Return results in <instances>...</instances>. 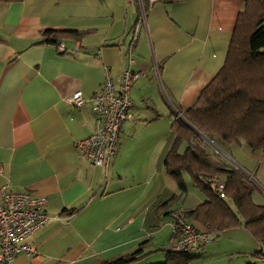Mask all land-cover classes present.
I'll return each instance as SVG.
<instances>
[{
	"label": "crops",
	"instance_id": "1",
	"mask_svg": "<svg viewBox=\"0 0 264 264\" xmlns=\"http://www.w3.org/2000/svg\"><path fill=\"white\" fill-rule=\"evenodd\" d=\"M243 6V0H156L141 20L138 0L0 1V186L44 195L49 216L21 240L30 253L0 264H102L139 247L144 255L129 264L166 260L173 221L166 211L192 210L205 198L186 174L179 194L165 169L171 123L223 65ZM64 29L87 33L45 40L44 31ZM105 68L116 87L124 70L142 74L131 83L132 117L119 129L115 153L98 167L75 144L94 128L89 99ZM75 90L87 99L80 106L65 101ZM210 150L242 170L253 186L251 200L264 204V154L235 142ZM175 194L158 213L156 205ZM257 246L242 225L219 230L190 253L196 257L189 264H243Z\"/></svg>",
	"mask_w": 264,
	"mask_h": 264
},
{
	"label": "trees",
	"instance_id": "2",
	"mask_svg": "<svg viewBox=\"0 0 264 264\" xmlns=\"http://www.w3.org/2000/svg\"><path fill=\"white\" fill-rule=\"evenodd\" d=\"M243 2L223 65L193 104L175 115L171 123L173 138L164 166L175 179L179 194L186 191V174L205 196L194 209L182 211L189 221L215 232L242 225L258 245L252 252L253 258L243 264H264V204L251 200L253 186L248 176L235 165L216 158L201 137L206 136L219 148L232 142L243 143L251 151L264 154V0ZM85 33L86 30L64 29L46 30L43 34L46 41L55 42ZM219 182L223 184L221 189L217 187ZM179 194L157 204L156 211L167 209ZM172 210L166 214L171 215ZM165 252L166 260L157 264H189L196 257L191 252ZM143 255L139 247L102 264H129Z\"/></svg>",
	"mask_w": 264,
	"mask_h": 264
},
{
	"label": "built area",
	"instance_id": "3",
	"mask_svg": "<svg viewBox=\"0 0 264 264\" xmlns=\"http://www.w3.org/2000/svg\"><path fill=\"white\" fill-rule=\"evenodd\" d=\"M156 0H138L141 20L145 19L146 10ZM137 37V29L132 32L126 55L128 63L133 61L132 51ZM141 71L126 69L123 71L119 85L109 76L105 68L104 79L100 89L90 97L91 111L94 117V128L86 137L76 141L75 150L80 157L92 165L106 167L116 149L121 125L131 119V83L141 76ZM69 104L80 106L87 99L80 90L73 91L65 97ZM180 115V114H178ZM218 189L223 187L217 183ZM219 196L223 197L222 191ZM46 198L44 195L31 192H16L6 185L0 186V262H10L19 253H30L33 248L22 244L21 240L42 227L49 216L44 212ZM171 238L164 249L172 252H192L215 239V231L198 228L189 221L179 209L171 211Z\"/></svg>",
	"mask_w": 264,
	"mask_h": 264
},
{
	"label": "rangeland",
	"instance_id": "4",
	"mask_svg": "<svg viewBox=\"0 0 264 264\" xmlns=\"http://www.w3.org/2000/svg\"><path fill=\"white\" fill-rule=\"evenodd\" d=\"M201 137L203 138L205 143L209 145L210 148H214L218 152H221L220 148H217V146L211 140H209L206 136H201Z\"/></svg>",
	"mask_w": 264,
	"mask_h": 264
}]
</instances>
